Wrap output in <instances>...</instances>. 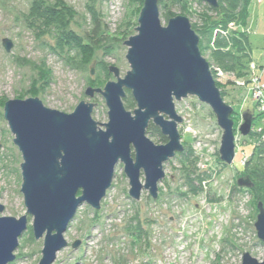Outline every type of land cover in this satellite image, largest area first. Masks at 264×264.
I'll list each match as a JSON object with an SVG mask.
<instances>
[{
    "label": "rangeland",
    "instance_id": "rangeland-1",
    "mask_svg": "<svg viewBox=\"0 0 264 264\" xmlns=\"http://www.w3.org/2000/svg\"><path fill=\"white\" fill-rule=\"evenodd\" d=\"M35 1L38 0H0V205L4 208L0 217L16 219L26 215L20 193L22 158L13 144V135L4 120V104L10 100L37 98L45 108L70 114L81 101L90 102L94 104L91 118L99 124H106L108 110L103 98L95 94L90 99L85 96V91L91 87V81L100 80V86H92L99 89H103L107 82H115L116 79L109 72L110 67L118 69L120 78L130 70L126 60L128 48L124 43L136 35L139 13L135 12L141 9L144 2L63 0L76 12L70 29L86 43H91V38L99 41V50L95 52L91 63L84 66L75 50L56 46L57 38L52 31L45 34L40 33L42 29L39 32L36 30V14L31 13V6ZM163 1L169 6L167 10L159 7L162 26H166L168 20L173 18L168 13L186 17L191 28L193 26L196 30L204 28L206 18L218 17L217 12L201 0H177L178 3L174 5V0ZM183 5L185 9L182 8ZM254 5L249 11L247 28L250 61L245 58L243 60L248 68L239 72L224 70L212 56V43L204 56L224 103L233 107L235 129L241 123L242 114L252 117L253 114H258V105L253 102L251 86L246 82L253 80L255 75L264 81V5L260 2ZM230 28L233 27L230 25ZM231 31L233 29L224 34L228 35ZM4 39L10 40L13 45L8 53L2 47ZM203 43L204 46L209 44L206 37H203ZM232 52L235 56L243 55L238 47L233 48ZM252 64L257 69L252 71ZM259 67H263V70ZM125 93L126 98L129 92ZM123 104L128 112H133L136 108L135 103L131 108H126L124 101ZM174 105L177 115L182 119L178 132L183 151L190 152V160H195L194 167L185 165L183 156L177 154L172 161H168L167 166L173 167V181L165 186L166 196L157 197L154 201L147 192H142L140 200L133 201L128 196L129 186L123 167L118 164L114 170L111 188L101 201L100 209L93 210L86 204L77 209L64 234L67 247L57 254L53 264H238L235 260L237 252L242 255L248 253L258 262L264 261V244L258 240L254 229L257 206L250 194L232 191L237 179L244 176L241 173L242 161L244 157L251 155L252 143L258 142L259 137L256 135L259 130L264 129V124L256 119L247 137L236 132L233 163L231 166H221L218 151L222 132L212 111L192 97L175 102ZM151 126L154 127L149 125L146 136L154 144L162 145L151 134ZM100 129L104 130L103 127ZM252 137H256V140ZM197 141L208 142L207 145L213 146V158L221 168L217 175L202 174L196 168V153L200 150L195 145ZM250 168L249 170H255L264 176V152L259 158L252 160ZM194 169L201 173L199 175L202 182L213 183L217 187L209 188L205 196L202 192H199V196L189 193L187 170ZM165 171L163 166V172ZM195 176L190 178L193 180ZM194 185L198 187L200 184L196 181ZM202 197L207 202L211 199L212 204L225 200L227 208L232 211L231 217H235L233 208L247 198L243 207L245 215L244 221L241 219L242 225L230 222L224 236L219 239L215 233H209L206 226L199 224L197 218H189L186 223H180L171 217L170 209L174 201L185 217L189 212L198 214ZM164 199L166 206L163 205ZM31 224L32 218L28 217V229L19 238L18 249L14 252L15 260L10 264L39 263L43 239H34ZM238 233L240 237L236 236ZM244 239L246 241L241 242ZM75 241L81 242L77 250L71 247Z\"/></svg>",
    "mask_w": 264,
    "mask_h": 264
},
{
    "label": "water",
    "instance_id": "water-1",
    "mask_svg": "<svg viewBox=\"0 0 264 264\" xmlns=\"http://www.w3.org/2000/svg\"><path fill=\"white\" fill-rule=\"evenodd\" d=\"M201 1L213 9L218 7V0ZM137 23L136 35L124 43L130 70L120 78L118 69L110 67L115 82L85 91L90 99L95 94L103 98L108 110L106 124L91 118L94 104L90 102L81 101L70 114L45 108L37 98L4 104L3 117L22 158L20 193L26 215L0 217V264L15 260L19 238L28 229V217L32 218L34 239H43L38 264H53L57 253L67 247L64 234L77 209L82 204L100 209L118 164L123 167L131 200L139 201L142 192L157 200L164 164L184 150L178 132L182 119L175 111V102L192 97L212 111L222 132L220 162L226 166L235 158L236 132L242 137L250 134V115L242 114L241 123L234 128L233 107L224 103L186 17L170 18L162 26L158 0H144ZM12 46L10 40L2 41L7 53ZM126 91L136 105L133 112L124 107ZM150 124L159 129L165 144L156 145L146 136ZM236 186L249 190L253 184L244 175ZM3 209L0 205V213ZM257 209L254 229L264 244L261 203ZM80 245L75 241L71 247L77 250ZM241 264L264 261L244 253Z\"/></svg>",
    "mask_w": 264,
    "mask_h": 264
},
{
    "label": "trees",
    "instance_id": "trees-1",
    "mask_svg": "<svg viewBox=\"0 0 264 264\" xmlns=\"http://www.w3.org/2000/svg\"><path fill=\"white\" fill-rule=\"evenodd\" d=\"M142 1L143 0H141V2ZM253 2L254 0H218V7L215 9L212 8L217 12L218 17L215 19L206 18L204 21L203 29L196 30L192 26V30L198 36L199 49L203 57L205 56L206 51L210 49V43H212V56L216 61H218V64L224 70L230 72H239L243 69L248 68L247 64L243 62V60L245 58L247 61H250L248 31L246 27L249 18L250 7ZM174 3H178L177 0H174L172 2V5H174ZM168 6L169 5L166 4L163 0H158V7L162 8L163 10H167ZM182 8L185 9V6L183 5ZM139 11L140 8L136 10L135 13L138 14ZM31 13L36 14V18H33L34 26L37 27L36 30H38V32L40 31V29H42L40 33L44 32L45 34L49 31H52L57 38V47H59L60 49L69 48L75 50L81 59V64L84 66L91 63L95 52L99 50V41L95 38H91V43H86L82 37H80L70 29V25L76 16V12L73 10V8L68 6L63 0H54L53 3H48L45 0H38L32 4ZM168 15L169 17H176L175 15H172L170 13H168ZM230 25L233 28H230ZM229 29H233V31L228 32V35L224 34ZM203 37L207 38V41L209 43L207 44V46H204ZM235 47H238V51H241L243 55L235 56L232 52L233 48ZM259 68L263 70V67ZM255 69L257 68L255 67ZM258 78H260L261 83H264L261 77ZM246 83L249 87L251 86V83L249 81ZM101 84L102 82L100 80L90 82L91 87L100 86ZM123 101L126 104V108L134 107L133 99L129 93L128 97L124 98ZM253 116L252 126L256 119L257 121L264 124V116L262 114H253ZM232 120L235 124V119L232 118ZM149 130L152 131L151 134L158 139L159 143H166V139L161 135L159 129L151 126ZM256 136L259 137V139L257 138L258 142L256 144L252 143V153L249 156V160L243 164V170L241 172L249 178V180L253 184V187L249 190H243L234 186V189L232 191L250 194L252 196L254 205L257 206L259 203H261L264 209V176H261L262 174L255 170H249L251 169L250 166L252 160L259 158V155L264 152V129L259 130V133ZM252 138H255L256 140V137ZM179 155L183 156V158L185 159V165L194 167L195 160H190L191 154L188 150L183 151ZM219 164L221 166L224 165L220 161ZM199 174L201 173H197L195 169L187 170L186 180L189 184V193L195 196H199V192H202V178ZM202 174H206V172H202ZM192 176H195L193 180L190 178ZM205 176L206 175H204V177ZM196 181L198 182V184H200L198 187L194 185ZM215 194L216 193H214V195ZM208 202L213 203L211 199H209ZM209 226L210 225L208 224L207 227L209 228Z\"/></svg>",
    "mask_w": 264,
    "mask_h": 264
},
{
    "label": "built area",
    "instance_id": "built-area-1",
    "mask_svg": "<svg viewBox=\"0 0 264 264\" xmlns=\"http://www.w3.org/2000/svg\"><path fill=\"white\" fill-rule=\"evenodd\" d=\"M255 66L252 64L251 69L252 71L254 70ZM253 80L250 81L251 83V91L253 95V102L258 105V114H262L264 116V97H263V91H264V83L260 82V78H258L256 75L255 77L253 76ZM208 142H202V141H197L195 145L200 147V150L196 153L198 156V161L196 163V168L198 171L200 170L201 172H206V173H219V170L221 168L219 165L216 163V161L213 158V146L207 145ZM194 149V148H193ZM205 149V152L204 150ZM249 160V157H244V160L242 161L243 164ZM172 161V160H170ZM169 162L164 164L165 168V177L164 179L158 183L157 188H158V197L163 198L166 196L167 189H165V186L170 185L171 182L173 181V176L171 175V168L170 166H167ZM216 163V164H215ZM141 182L143 183V178L141 179ZM202 193L203 195L209 188H216L217 185L215 184H210L206 182H202ZM220 191V190H219ZM215 192V191H214ZM205 196V195H204ZM222 196V194H221ZM158 199V198H157ZM161 202V200H160ZM247 202V198H244L239 202V206H236L233 208L235 212V217H231L232 211L230 208H227V202L225 200H221L218 203H208L206 199L202 197V199L199 202L198 207L201 209L199 210L198 214H195L194 212H189L186 215L182 213V210L180 209L179 205L174 201L172 206H171V217L176 219L175 221L178 222H185L189 220V218H197L198 223L201 224L202 226H206L207 229H209V233H215L218 238L220 239L222 236H224V231L226 230V226L230 224V222H237L238 224L240 223L242 225L241 219L244 221V215H245V209L243 207L245 206ZM163 205L166 206L165 204V199L163 201ZM191 215V217H189ZM205 218V221H204ZM210 225L209 228L207 225ZM229 226V225H228ZM238 230H240V227H238ZM240 233L236 234V236H239ZM246 241V239L241 240V242ZM245 247L247 245L243 244ZM58 254V253H57ZM57 256V255H56ZM236 261L238 264H241L242 260V253L237 252L236 254ZM56 260V259H55ZM234 260V261H235ZM228 263V262H227Z\"/></svg>",
    "mask_w": 264,
    "mask_h": 264
},
{
    "label": "crops",
    "instance_id": "crops-1",
    "mask_svg": "<svg viewBox=\"0 0 264 264\" xmlns=\"http://www.w3.org/2000/svg\"><path fill=\"white\" fill-rule=\"evenodd\" d=\"M258 2H260L262 5H264V0H254V4H256L257 5V3ZM251 4V7H255V5L254 4ZM261 6V5H260ZM251 7H250V10H251ZM261 8V7H260ZM252 12V11H251ZM254 13H256V10H255V12ZM263 16H264V7H263ZM248 20H249V18H248ZM246 28H248V23H247V27Z\"/></svg>",
    "mask_w": 264,
    "mask_h": 264
}]
</instances>
